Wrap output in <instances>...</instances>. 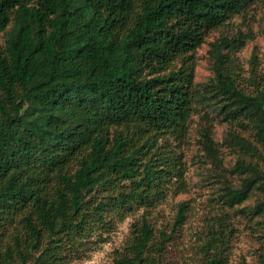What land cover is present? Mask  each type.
I'll return each instance as SVG.
<instances>
[{
	"label": "trees",
	"instance_id": "1",
	"mask_svg": "<svg viewBox=\"0 0 264 264\" xmlns=\"http://www.w3.org/2000/svg\"><path fill=\"white\" fill-rule=\"evenodd\" d=\"M251 1L0 0V264L81 258L93 228L165 197L183 169L159 140L187 132L195 50ZM209 86L225 117L250 123L264 154V78L245 92L215 66ZM203 138L212 151L207 130ZM234 166L229 206L264 192L258 162ZM185 212L180 202L175 227ZM246 213L264 214V199ZM168 238L143 214L115 264H173L163 260ZM226 249L224 231L211 229L203 264H224Z\"/></svg>",
	"mask_w": 264,
	"mask_h": 264
},
{
	"label": "rangeland",
	"instance_id": "2",
	"mask_svg": "<svg viewBox=\"0 0 264 264\" xmlns=\"http://www.w3.org/2000/svg\"><path fill=\"white\" fill-rule=\"evenodd\" d=\"M4 36L0 35V44ZM221 46L223 64L216 60V47ZM215 66H225L239 88L254 92L264 78V0H252L223 25L209 31L194 53V83L199 93L188 128L181 138L160 139L166 154L174 156L183 169L181 177L166 181L165 197L151 207H135L123 219L109 226H97L83 242L81 258L65 264H115L125 251L133 224L145 214L156 237L169 235L163 260L173 264H203V244L211 229H222L227 249L224 264H259L264 257V214H247L246 210L263 201L260 190L242 203L229 206L224 202L226 187H239L240 176L234 171L236 160L258 162L264 168L263 150L256 142L249 122L231 120L222 114L223 103L210 89ZM212 140V151L203 144V131ZM232 135L243 143L257 145L259 154L245 152ZM186 205L185 218L175 225L178 205ZM175 227V230H173Z\"/></svg>",
	"mask_w": 264,
	"mask_h": 264
}]
</instances>
